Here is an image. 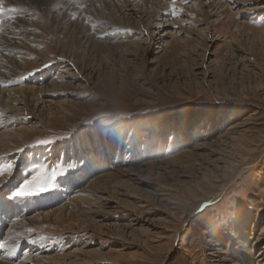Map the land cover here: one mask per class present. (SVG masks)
I'll list each match as a JSON object with an SVG mask.
<instances>
[{
    "label": "rangeland",
    "instance_id": "374dc122",
    "mask_svg": "<svg viewBox=\"0 0 264 264\" xmlns=\"http://www.w3.org/2000/svg\"><path fill=\"white\" fill-rule=\"evenodd\" d=\"M21 1L0 260L264 264V0Z\"/></svg>",
    "mask_w": 264,
    "mask_h": 264
},
{
    "label": "bare ground",
    "instance_id": "6f19581e",
    "mask_svg": "<svg viewBox=\"0 0 264 264\" xmlns=\"http://www.w3.org/2000/svg\"><path fill=\"white\" fill-rule=\"evenodd\" d=\"M8 1V3L9 4H18V7H19V4H20V0H7ZM23 1V0H22ZM21 1V2H22ZM26 1V0H25ZM28 1V0H27ZM29 1H33V0H29ZM91 1V0H90ZM93 1V0H92ZM64 2H68V0H62V3H64ZM89 2V1H88ZM59 3V2H58ZM22 5H24V4H22ZM10 6V5H9ZM14 6V5H13ZM60 7H63V5H60ZM102 7V6H101ZM51 9V8H50ZM57 9V8H56ZM89 9V8H88ZM26 10V9H25ZM28 10V9H27ZM23 12H25V11H23ZM26 13V12H25ZM64 15H66L67 16V14L66 13H63ZM27 15V14H26ZM62 16V18L63 19H65V17L66 16ZM29 16V15H28ZM98 16H100V15H98ZM31 17V16H30ZM17 18V17H16ZM20 18V17H19ZM24 19H25V17H23ZM23 18H21L20 20H23ZM95 18V17H94ZM151 18V22H154V16H152V17H150ZM157 19H155L156 20V22L160 19L159 17H156ZM6 19H8V17H6L5 18V20ZM31 19V18H30ZM26 20V19H25ZM25 20H24V22H25ZM92 20V19H91ZM14 21H15V18H14ZM27 21V20H26ZM54 21H55V19H54ZM9 22V21H8ZM13 22V21H12ZM19 22V21H18ZM22 22V21H21ZM155 22V23H156ZM53 23H55V22H53ZM6 24H8V23H6ZM32 24H33V22H32ZM5 25V24H4ZM25 26H27L26 24H25ZM30 26V25H29ZM10 27V30H12L11 29V26H9ZM23 27V26H22ZM8 28V27H7ZM6 29V28H5ZM24 30V29H23ZM15 32V31H14ZM84 32V31H83ZM14 34V33H13ZM16 34V33H15ZM83 34V33H82ZM11 33L10 32H8L7 31V29L5 30V31H1V33H0V59L2 60V62H4L5 60H10L11 62H6L7 64H2L1 66H0V80H4L5 79V77L8 75H11L12 73V71H13V69H14V67L16 66L15 65V63L14 62H12L13 61V58H11V57H8V56H10L9 54H14L15 53V51H17V48H16V46H19V47H21V44H23L22 43V41L24 40V39H26V40H32V39H28V35H31L30 33L28 34V32H26V31H21L18 35H20V37H21V39H23L21 42H19V39L17 40L16 38H12L11 37ZM16 36H17V34H16ZM23 36H25L24 38H23ZM17 41H16V40ZM9 64V65H8ZM4 78V79H3ZM8 82V81H7ZM27 90H30V91H32V90H34V88L33 87H26L25 89H23L22 91H20L19 92V97L18 96H11V94H9V92H8V101L11 103V104H7V105H5L6 106V109L9 111V114H12L13 116H14V118L15 117H17V114H16V111L15 110H17V109H20L21 110V108H24V110H26V108L27 107H29V106H27L28 105V103H27V95H25L24 93H22V92H24V91H27ZM44 90V89H43ZM16 92H17V90H15ZM40 91H41V89H40ZM39 91V92H40ZM11 93H12V91H11ZM18 93V92H17ZM12 94H14V92L12 93ZM18 95V94H17ZM3 102V101H2ZM12 103H18V105H21L22 107H18V105L17 106H12ZM6 113V112H5ZM16 114V115H15ZM5 115V114H4ZM11 118V117H10ZM15 121H16V119H15ZM12 122H14L13 120H12ZM10 136H16V132H14V131H8V132H0V141H6V140H8L9 139V137ZM7 142V141H6ZM55 213V212H54ZM57 213V212H56ZM55 213V214H56ZM47 214V213H46ZM49 215H52L51 213L49 214ZM49 215H44V216H41L42 218H44L43 220H45V221H47V220H49ZM57 215V214H56ZM56 215H53V217L54 216H56ZM37 217H39V216H37ZM51 217V216H50ZM26 219V218H25ZM34 219V218H33ZM37 219H39V218H37ZM27 220V219H26ZM30 220H32V218L30 219H28L27 220V222H29ZM34 221H35V219H34ZM15 227V226H14ZM11 232V231H10ZM14 235V234H13ZM38 254V253H37ZM32 258V257H31ZM31 258H27L26 259V264H53L54 262H52L53 261V259H52V261H42V260H40V259H38V257L37 258H34L33 260L31 259ZM1 259V258H0ZM5 261V260H4ZM3 261V259L2 260H0V264H7V263H5ZM51 262V263H50ZM21 263V262H20ZM24 263V262H23ZM22 263V264H23Z\"/></svg>",
    "mask_w": 264,
    "mask_h": 264
},
{
    "label": "snow or ice",
    "instance_id": "6c2138e0",
    "mask_svg": "<svg viewBox=\"0 0 264 264\" xmlns=\"http://www.w3.org/2000/svg\"><path fill=\"white\" fill-rule=\"evenodd\" d=\"M175 2V0H173ZM175 11V10H173ZM75 19V17H73ZM87 23V21H86ZM40 191H43V189H40ZM18 197H29L34 195L33 190L30 188V182L25 183L22 187H20L19 191L16 193ZM4 246L0 244V248H3Z\"/></svg>",
    "mask_w": 264,
    "mask_h": 264
}]
</instances>
